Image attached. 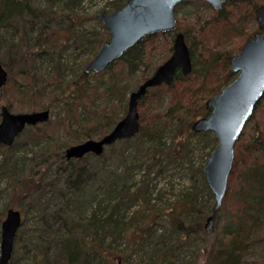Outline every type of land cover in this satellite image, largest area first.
<instances>
[{"label":"trees","instance_id":"obj_1","mask_svg":"<svg viewBox=\"0 0 264 264\" xmlns=\"http://www.w3.org/2000/svg\"><path fill=\"white\" fill-rule=\"evenodd\" d=\"M199 1L203 0L180 2L174 10L182 3ZM125 2L109 0L104 9L112 12ZM257 2L225 0L214 11L215 18L221 20L217 23L229 18L227 5L236 9L232 16L240 17L244 4L250 6L254 16ZM87 3L88 0H45L42 5L39 0H0V50L5 54V59L0 57V63L16 78V82H6L0 88V101L10 108V99H3L2 94L7 90L12 101L19 103L24 99L27 104L50 111L46 122L27 126L11 146L0 144V180L6 181L10 196L0 207V224L9 207L22 212L14 242L16 247L20 240L18 251L30 256L32 264H113L114 261L119 264L113 248L126 237L129 258L133 253L138 258L133 264H245L257 247L264 249V116L255 128L257 136H251L244 145L241 134L236 142L227 190L214 220L212 236L197 250L189 253L184 245L189 236L205 232L203 222L214 202L202 164L195 168L189 165L198 176L189 190L180 193L175 200L178 202L168 208L150 204L151 189L145 188L140 174L132 184L134 188L130 186L136 175L132 176L134 162H150V167L165 168L171 160L186 161L191 157V138L206 139L198 141L202 146L205 142L215 143L212 132L190 129L184 140L179 139L167 150L161 140L160 130L170 120H180L182 129L189 113L192 120L207 115L205 99L235 76L229 69L232 53L224 58L218 56L210 50L206 38L200 40L205 56L199 57L195 54L196 42L189 40L193 35L181 20H177L176 28L184 34L188 45L191 72L183 75L177 71L170 85L148 89L138 102L139 130L134 136L106 146L99 155L86 153L81 158H65L67 146L101 137L114 126L122 117L120 112L126 110V92L135 89L169 56L164 55L160 63H154L148 46L157 37L169 36L170 53L174 36L172 32L144 35L102 71L86 72L84 64L89 59L76 65L65 58L64 40L54 34L59 30L54 27H63L72 45L95 54L110 34L100 20L99 30L89 31L81 26ZM55 44L57 50L49 48ZM220 59L223 72L218 70ZM212 80L217 82L210 84ZM181 82L190 83L184 87L186 92L178 91L177 99L173 96L172 103L161 109L164 93L176 90ZM98 96H104L103 105L95 102ZM260 107L264 108V95L253 115ZM175 127L178 126L171 133ZM119 142L124 145L117 147ZM126 149L133 151V164H126L123 169L111 166L108 160L115 155L121 164L126 161ZM146 170L150 171L149 167ZM13 197L18 198L19 204L12 202ZM137 200L144 207L138 218L126 214L127 207ZM30 213L34 224L28 226ZM162 215H165L162 218L165 227L160 229ZM184 253L192 254V262L185 260ZM263 261L264 256L251 259L252 263Z\"/></svg>","mask_w":264,"mask_h":264},{"label":"water","instance_id":"obj_2","mask_svg":"<svg viewBox=\"0 0 264 264\" xmlns=\"http://www.w3.org/2000/svg\"><path fill=\"white\" fill-rule=\"evenodd\" d=\"M185 0H126L117 10L98 14L110 37L85 65L86 72H100L118 59L142 36L157 32H174L172 51L128 96L125 114L99 138H87L64 149L67 159L81 158L86 153L99 155L117 140L130 138L139 130L138 102L149 88L170 85L179 70L186 75L192 70L190 51L184 34L176 30V4ZM220 8L225 0H206ZM258 29L246 37L239 51L230 59L235 77L205 101L207 115L193 121L194 132L211 131L217 146L207 158L202 172L214 196L210 214L204 222L205 230H212L214 220L223 203L228 177L234 160V148L244 126L264 95V4L255 8ZM8 72L0 63V88L5 85ZM49 109L12 112L6 105L0 108V144L11 146L27 126L46 122ZM19 209L9 207L0 228V264H8L13 242L21 225ZM264 264V261L259 263Z\"/></svg>","mask_w":264,"mask_h":264},{"label":"rangeland","instance_id":"obj_3","mask_svg":"<svg viewBox=\"0 0 264 264\" xmlns=\"http://www.w3.org/2000/svg\"><path fill=\"white\" fill-rule=\"evenodd\" d=\"M39 1L41 2L42 5L45 2V0H39ZM257 1H258L257 2L258 4L264 3V0H257ZM108 2L109 0H88V3L84 5V9L82 12L83 22L81 26L83 28H87V30L89 31L99 30L98 22H97L99 20L98 14L103 10L106 11V8L104 9V7ZM183 2H186V1H183ZM249 7L250 6H247L246 4H244V6L242 7L243 13H241L240 17L238 16L239 17L238 18V17L232 16V14L236 12V9H234V7L230 5H227L226 10L227 12L230 13V15L228 13L229 18L225 19V21L221 23H217V22H220L221 20L215 18V13H214L215 8L212 7L211 4L205 0H203L202 2L199 1L198 3H193V2L182 3L179 7L176 8L175 16L177 20L182 21V25L185 27V29H188L189 33L193 35L192 37L189 38V40L194 39V41L196 42L194 46L196 55H198L201 58H204L205 55L202 54L203 52L202 44L203 43H200V42L205 41L206 38H208L209 40L207 41V44L210 50L214 52L215 54H217L218 56L224 58L225 55L227 54L232 53L231 56H233L235 53H237L240 47L242 46L243 42L245 41L246 37H248L250 34H252L255 30L258 29V20L256 17L255 9H254V16H253L250 12L251 8ZM54 28L55 30L59 29L54 34L58 36L59 38H62V40H64L62 41L64 42L63 56L65 58L70 59L71 63L73 62V64H76V65L81 64L83 60L87 58L90 60L94 56V54L88 53V51H83L81 47L77 45H72L71 43H69V40L66 39L67 31L62 29L63 27H54ZM169 40H170L169 36L166 38L157 37L154 40V43L148 46L149 48L148 51L152 50L150 51L151 61H153L154 63H160V61L162 60L161 58H163L164 55L168 56L170 54L169 46L171 44L169 43ZM49 48L51 49L55 48L57 50L58 46L57 44H55L53 46L52 45L49 46ZM1 51L2 50H0V57L2 59H5V54L1 53ZM87 62H85L84 67L87 64ZM219 62H220L221 69L218 68V70L223 72L225 68L222 67L223 66L222 59H220ZM44 66L47 67V64L44 63ZM229 69L231 70L230 63H229ZM137 75L139 76L140 72H138ZM105 76L106 74H104L103 78H105ZM15 79H16L15 76H11L10 73H8L7 83L11 84V82L15 81ZM215 82H217V80H212L210 84H213ZM10 84L9 85L7 84L8 88L10 87ZM188 84L190 83L181 82V83H178V87L174 88L176 90H171V91L167 90L169 94L164 93L165 98L162 104L160 105V108L164 109L165 106H169V104L172 103L170 101L174 99L172 98L173 96L175 97V100H176L178 97V91H182L184 89V91L186 92L185 88L189 86ZM129 93H130V90L126 92V102H127ZM2 94H3V99L4 97H7L10 99V102H11L10 110L12 112H28L32 110L41 109L36 105L32 106L31 104H27L29 102L24 99L23 101H20L21 103L20 102L18 103L15 100L12 101V96L7 90L5 92H2ZM103 97L104 96H98L95 99V102L103 105L102 104L104 103ZM0 100H1V97H0ZM2 104H7V103L4 101H0V108ZM119 107H121L120 110H122V104H120ZM138 110H141V109H138ZM125 112L124 113L120 112V115L123 116ZM191 115L192 113H189L187 115L188 116L187 119L185 118V120H183L182 129L179 124L180 120L173 119V120H170L171 123L167 125L166 128L160 130L162 133L161 140L162 142H164V147H165L164 150H167L168 147H170L172 144L174 145L175 143H177L179 139L184 140V138L187 135V131L189 129L191 130V124L194 121L189 118ZM263 116H264V108L260 107L255 111L253 115V119L249 120L247 124L245 125L242 131L243 138L241 141L244 145L247 144L249 139H251L250 138L251 136L253 135L257 136V131L255 128L260 126L258 122L263 121L262 120ZM172 124H175L178 127H175L174 131H172L171 133V129L174 128L175 126ZM183 129L184 130L186 129V130L184 134L182 135ZM92 138H99V137L95 136ZM199 140H206V139H201V138H191L190 139V141H192V143L190 144V149H189V151L191 152L190 154H192V151H193V154L190 155L191 156L190 158L187 157L186 161L184 160V161H178V162L171 160L166 163L165 168H160V166L150 167L148 166L150 163L149 161H148L149 163H146V162L141 163V161L139 160L134 162L132 149H126L127 159L123 164H121L122 161H119V158H115L117 157V155H115V157L113 158H110L108 161L111 164V166H113L114 168H118V169H123L124 165L133 164L134 162V167H132V176L133 174H136V175H134L135 177L130 181V186L134 188V185L132 184L135 183V181L138 179L139 174H140V176L143 177L142 179L145 180V183H146L145 188L148 186V189H151V191H149L150 197H151L150 204L160 209L168 208L172 206V204L174 203L176 204L178 202L175 200H178V196L180 195V193L183 192V190L184 191L189 190L191 187L192 181L196 179L198 176L197 173H195V170L192 171V169L189 168V165L191 164L195 168L196 166H199L202 164V167H203L207 158L209 157V155L211 154V152L214 150V148L217 146V143H218L215 138V143L205 142L204 146H202L198 143ZM122 145L124 144L119 142L117 147H121ZM244 145L242 146L243 149H244ZM16 150H18V148ZM148 167L150 171L146 170ZM8 190L9 188L6 187V181L0 180V207L4 205L5 203H7L8 200L10 199ZM13 198H14L13 199L14 201L12 202H15L16 205L19 204L18 198L17 197H13ZM211 202H213V199L211 200ZM141 209H144V207L141 204V201L137 200L127 207L126 214L130 216L133 215L138 218L141 216V212H142ZM163 217H165V215H162L159 218V222H160L159 228L160 229H163L165 227L164 219L162 220ZM33 224H34V220L32 217V213H30L29 220H28V226H31ZM0 228H1V224H0ZM204 231L205 232L200 231L197 235H192L188 237L187 242L184 246H187V250L189 251V253H191L192 250H195V249L197 250V248L201 247L203 243H205L211 238L212 236L210 234L211 230L204 229ZM128 243H129L128 237H126L125 239H122V240L120 239L117 242V244L114 245L115 248H113V250L116 253L115 259L117 258L119 259V264H133L135 263V261L138 262V258L136 257L134 253L129 258L130 249L129 247L128 249H126V247L129 246ZM19 244H20V240L17 241L16 247H15V242H14L13 247L17 248V251L16 252L15 250L12 251V257L8 264H32L30 256H26V254H23L18 251L20 248ZM262 256H264V249L261 247H257L255 249L254 254L251 255L246 260L245 264H258V263H252L251 259L253 257L259 258ZM184 258L185 260H187V262H189V260H191L193 257H192V254L190 256L189 254L184 253ZM113 264H117V263L114 261Z\"/></svg>","mask_w":264,"mask_h":264}]
</instances>
